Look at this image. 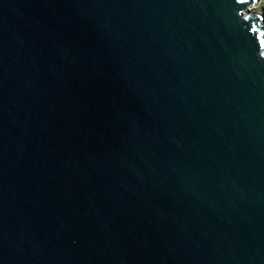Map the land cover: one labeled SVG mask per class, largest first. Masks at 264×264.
Wrapping results in <instances>:
<instances>
[{
  "label": "water",
  "instance_id": "95a60500",
  "mask_svg": "<svg viewBox=\"0 0 264 264\" xmlns=\"http://www.w3.org/2000/svg\"><path fill=\"white\" fill-rule=\"evenodd\" d=\"M257 0H0V264H264Z\"/></svg>",
  "mask_w": 264,
  "mask_h": 264
},
{
  "label": "rangeland",
  "instance_id": "374dc122",
  "mask_svg": "<svg viewBox=\"0 0 264 264\" xmlns=\"http://www.w3.org/2000/svg\"><path fill=\"white\" fill-rule=\"evenodd\" d=\"M253 8H254L253 11L262 13L264 15V0H257L253 5Z\"/></svg>",
  "mask_w": 264,
  "mask_h": 264
},
{
  "label": "bare ground",
  "instance_id": "6f19581e",
  "mask_svg": "<svg viewBox=\"0 0 264 264\" xmlns=\"http://www.w3.org/2000/svg\"><path fill=\"white\" fill-rule=\"evenodd\" d=\"M249 10L253 11V10H254L253 6H251V7L249 8Z\"/></svg>",
  "mask_w": 264,
  "mask_h": 264
}]
</instances>
